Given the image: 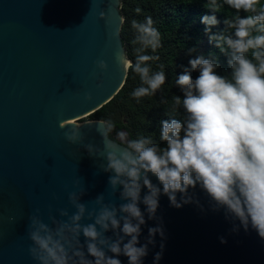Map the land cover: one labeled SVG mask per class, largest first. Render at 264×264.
<instances>
[{"label": "clouds", "instance_id": "1", "mask_svg": "<svg viewBox=\"0 0 264 264\" xmlns=\"http://www.w3.org/2000/svg\"><path fill=\"white\" fill-rule=\"evenodd\" d=\"M223 4L236 13L223 20L229 34L212 32L219 23L214 14L221 6L218 0H208L207 9L213 14L202 16L200 23L205 25L209 43L226 57L227 75L217 73L220 65L210 54L189 59L188 67L175 79L183 95L173 97L184 118L161 120L159 142L150 136L129 139L127 132L118 131L121 143H116L110 138L113 120H96L106 161L102 169L111 173L109 188L114 195L119 191L121 203H105L101 194L95 199L97 207L88 210L79 199L83 192H70L68 200L75 212L69 216L61 209L59 215L67 219L50 215V223L40 218L37 209L27 226L28 253L37 264H122L120 256L127 258V264H143L155 235L164 238L158 224L149 227L144 243L140 242L145 215L156 219L161 195L175 208L195 202L190 190L197 187L208 197L212 211L223 210L225 219L239 221L245 231L251 227L264 240V5L260 0H223ZM99 16L104 19V12ZM123 21L121 16L120 26ZM131 28L135 62L125 53L117 59H122L124 72L130 70L139 77L140 85L131 93L138 101L154 96L166 75L163 64L158 71L151 64L160 57L149 50L156 53L162 46L152 16L142 22L132 19ZM118 34L119 29L114 35ZM195 51L191 48L188 53ZM97 66L107 67L103 60ZM194 71L198 72L195 79L190 74ZM65 126L68 143L83 141L79 124L60 125ZM84 148L90 156L100 152L90 143ZM153 176L158 183L152 182ZM85 219L90 222L82 223ZM220 242L226 243L223 238ZM160 247L154 264L162 256L163 243Z\"/></svg>", "mask_w": 264, "mask_h": 264}, {"label": "water", "instance_id": "2", "mask_svg": "<svg viewBox=\"0 0 264 264\" xmlns=\"http://www.w3.org/2000/svg\"><path fill=\"white\" fill-rule=\"evenodd\" d=\"M120 6V0H0V264H37L28 253V217L38 209L45 223L50 215L66 220L59 210L75 212L70 192H83L88 210L101 194L105 203H121L102 169L96 120L79 124L83 141L76 144L65 139L68 126L60 127L92 115L124 85ZM89 143L100 152L90 156ZM190 191L195 202L175 208L161 195L156 219L145 215L140 242L158 224L164 238L155 235L143 264H154L161 243L156 264H264V240L251 227L235 221L233 231L223 210L212 211L198 187Z\"/></svg>", "mask_w": 264, "mask_h": 264}, {"label": "trees", "instance_id": "3", "mask_svg": "<svg viewBox=\"0 0 264 264\" xmlns=\"http://www.w3.org/2000/svg\"><path fill=\"white\" fill-rule=\"evenodd\" d=\"M120 12L124 17L121 28V38L128 59L135 62L132 44L134 30L131 28V20L143 21L146 16H152L154 26L161 33V47L156 53L160 60L151 62L153 70H160L159 65H164L166 75L165 84L154 96L143 97L138 101L131 96L132 91L140 85L139 77L131 72H127L124 85L111 101L93 113L95 120L111 119L115 123V130L110 138L116 139L118 131L128 133L129 139L140 136H150L159 142L160 121L164 119H183V109L174 104L173 97L182 93L175 85L176 76L182 73L184 67H188V60L198 54H203L205 58L217 59L220 67L217 73L227 75L229 69L226 57L219 52L214 45L208 41V36L204 33L205 25L200 23V18L213 13L207 9L208 0H120ZM264 5V0H260ZM221 6L216 15L219 23L212 28V32L224 30L227 35L231 31L223 24V20L236 15L233 9L223 4V0H218ZM136 8L141 12L137 14ZM241 16L246 15L241 12ZM204 43V44H203ZM195 48L194 53L189 54L188 50ZM193 79L198 72L190 73ZM123 119L124 124H118L117 119Z\"/></svg>", "mask_w": 264, "mask_h": 264}, {"label": "rangeland", "instance_id": "4", "mask_svg": "<svg viewBox=\"0 0 264 264\" xmlns=\"http://www.w3.org/2000/svg\"><path fill=\"white\" fill-rule=\"evenodd\" d=\"M204 44V43H203ZM95 120V118L93 117V115H88V116H86V117H83V118H81V119H78V120H76L75 122L76 123H78V124H81V123H84V122H89V121H94ZM117 123L118 124H124V122H123V119H121V118H118L117 119ZM123 131V130H122ZM116 139H117V136H116ZM118 140V139H117ZM119 142H121L120 140H118Z\"/></svg>", "mask_w": 264, "mask_h": 264}, {"label": "bare ground", "instance_id": "5", "mask_svg": "<svg viewBox=\"0 0 264 264\" xmlns=\"http://www.w3.org/2000/svg\"><path fill=\"white\" fill-rule=\"evenodd\" d=\"M84 117H86V116H84ZM83 118V117H82ZM81 119V118H80Z\"/></svg>", "mask_w": 264, "mask_h": 264}]
</instances>
